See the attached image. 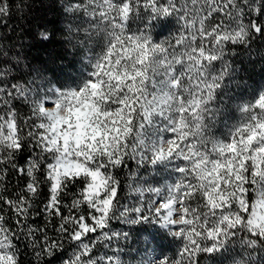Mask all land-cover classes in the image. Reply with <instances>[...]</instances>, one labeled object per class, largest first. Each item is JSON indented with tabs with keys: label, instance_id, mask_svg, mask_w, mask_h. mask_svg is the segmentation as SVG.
I'll return each mask as SVG.
<instances>
[{
	"label": "snow or ice",
	"instance_id": "snow-or-ice-1",
	"mask_svg": "<svg viewBox=\"0 0 264 264\" xmlns=\"http://www.w3.org/2000/svg\"><path fill=\"white\" fill-rule=\"evenodd\" d=\"M58 3L37 66L0 0V264H264V0Z\"/></svg>",
	"mask_w": 264,
	"mask_h": 264
},
{
	"label": "trees",
	"instance_id": "trees-1",
	"mask_svg": "<svg viewBox=\"0 0 264 264\" xmlns=\"http://www.w3.org/2000/svg\"><path fill=\"white\" fill-rule=\"evenodd\" d=\"M26 4L28 6L25 11L22 14H17L11 21V24L16 26L15 36L19 38L12 42L16 43L18 47L22 44V51L28 60L37 66H41L49 59L50 55L64 51L60 41L63 17L59 11L58 0H26ZM40 31L52 33L51 39L41 41L38 35ZM72 60L73 56L69 53L64 57L63 62L68 63ZM244 67L248 69V74L251 77L250 83H264V69L261 68L259 60L253 64L246 62ZM124 227L125 230H129L127 226ZM136 228L139 226H134L131 230L130 244L132 247H141L144 237L137 235ZM161 243L167 246L168 241L163 240ZM166 254L171 255V252L166 250ZM53 264H59V262L53 260Z\"/></svg>",
	"mask_w": 264,
	"mask_h": 264
},
{
	"label": "rangeland",
	"instance_id": "rangeland-1",
	"mask_svg": "<svg viewBox=\"0 0 264 264\" xmlns=\"http://www.w3.org/2000/svg\"><path fill=\"white\" fill-rule=\"evenodd\" d=\"M260 84V83H259Z\"/></svg>",
	"mask_w": 264,
	"mask_h": 264
}]
</instances>
